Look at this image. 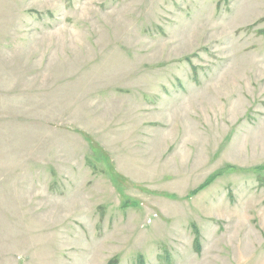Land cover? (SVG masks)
<instances>
[{
  "label": "rangeland",
  "instance_id": "1",
  "mask_svg": "<svg viewBox=\"0 0 264 264\" xmlns=\"http://www.w3.org/2000/svg\"><path fill=\"white\" fill-rule=\"evenodd\" d=\"M0 264H264V0H0Z\"/></svg>",
  "mask_w": 264,
  "mask_h": 264
}]
</instances>
